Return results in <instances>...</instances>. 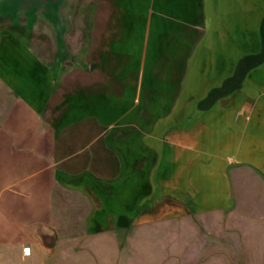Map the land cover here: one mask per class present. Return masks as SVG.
Returning a JSON list of instances; mask_svg holds the SVG:
<instances>
[{
  "label": "crops",
  "instance_id": "crops-1",
  "mask_svg": "<svg viewBox=\"0 0 264 264\" xmlns=\"http://www.w3.org/2000/svg\"><path fill=\"white\" fill-rule=\"evenodd\" d=\"M145 1L155 44L188 46L204 15L216 45L251 48L192 116H144L141 72L83 54L74 6L64 55L46 23L0 20V264H264V63L197 106L261 51L264 0Z\"/></svg>",
  "mask_w": 264,
  "mask_h": 264
},
{
  "label": "rangeland",
  "instance_id": "rangeland-1",
  "mask_svg": "<svg viewBox=\"0 0 264 264\" xmlns=\"http://www.w3.org/2000/svg\"><path fill=\"white\" fill-rule=\"evenodd\" d=\"M145 2V0H75V12L71 20L74 28L82 31L80 38L84 39L83 54L88 52L91 59L96 61V65L109 62L110 59L112 70L116 68L115 65L121 64V60H125L128 71L141 72L142 78L128 77L129 80L126 81L129 82L127 87L134 86L141 90V93L137 94V100L142 95L143 102L151 108L144 110V116L156 117L151 111L157 113L159 118L177 119L188 116L189 113L192 116L194 115L192 104L208 87L220 81V76L230 69L232 57L236 53L234 51H247L251 48L216 45L220 39L215 37L214 29L204 27L202 19L204 15L199 17L201 22H198L200 19L191 21L189 25L191 31L185 39V42L189 43L188 46L179 45L181 39L175 40V45L166 44V40L161 39L159 45L157 43L156 45L151 38L152 29L149 27L150 7L148 11L142 8L146 5ZM118 6L126 8L127 12L119 15L116 8ZM141 19L143 28L139 27ZM243 32L239 33L240 38ZM173 50L175 55L168 56ZM247 85L254 84L247 82ZM227 112V116H230V108ZM217 114L218 112L212 109L197 117L209 120L214 119ZM212 160L213 158H208V162ZM247 212L254 214L255 206L247 207ZM157 242L156 239L155 244Z\"/></svg>",
  "mask_w": 264,
  "mask_h": 264
},
{
  "label": "water",
  "instance_id": "water-1",
  "mask_svg": "<svg viewBox=\"0 0 264 264\" xmlns=\"http://www.w3.org/2000/svg\"><path fill=\"white\" fill-rule=\"evenodd\" d=\"M75 0H0V20H40L51 29L59 55L66 53Z\"/></svg>",
  "mask_w": 264,
  "mask_h": 264
},
{
  "label": "trees",
  "instance_id": "trees-1",
  "mask_svg": "<svg viewBox=\"0 0 264 264\" xmlns=\"http://www.w3.org/2000/svg\"><path fill=\"white\" fill-rule=\"evenodd\" d=\"M261 51L257 54L245 55L237 63L234 74L226 78L222 85L212 88L207 95L198 102L200 110L209 109L218 99L225 97L242 87L246 74L253 68L264 63V18L260 25Z\"/></svg>",
  "mask_w": 264,
  "mask_h": 264
}]
</instances>
